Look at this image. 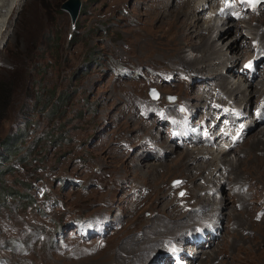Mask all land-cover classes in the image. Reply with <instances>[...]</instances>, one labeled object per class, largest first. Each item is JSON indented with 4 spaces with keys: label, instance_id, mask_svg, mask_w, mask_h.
<instances>
[{
    "label": "rangeland",
    "instance_id": "rangeland-1",
    "mask_svg": "<svg viewBox=\"0 0 264 264\" xmlns=\"http://www.w3.org/2000/svg\"><path fill=\"white\" fill-rule=\"evenodd\" d=\"M64 1L24 0L11 12L0 43V81L13 93L6 119L0 121V142L16 131L25 133L20 154L9 162L15 170L7 175V184L35 199L25 206L19 197L10 198L1 208L0 264H152L169 240L201 225L195 223L197 218L203 224L222 226L216 217L199 211L175 215L178 205L169 187L176 178L190 180L188 188L194 194L190 202L197 198L199 210H215L221 218L227 217L219 237L202 252L197 250L194 264H264V215L258 217L264 207L263 121L254 120L257 125L232 153L213 152L205 161L193 151L173 149L167 141L162 146L170 151L165 150L164 158L135 151L149 131L155 139L158 136L157 129L144 128L145 121L142 125L136 118L135 100L151 99L152 88L165 98L170 93L192 102L203 99L193 92L192 84H158L149 72L180 69L188 75L186 66L197 76L208 77L213 72L201 68L220 61L218 56H223L231 39L237 40L229 47L238 48L240 67L245 54L252 52L250 45L241 46L246 37L241 38L238 29L227 35L221 26L207 32L201 17L189 18L195 10L177 6L180 0H166L168 8L165 0H83L71 33L73 21L62 9ZM231 23L246 27L242 30L248 39L255 33L264 36V11ZM225 36L227 40L220 39ZM213 40L217 45L210 49ZM195 57L203 60L186 61ZM118 66L120 72L139 68L145 76L117 75ZM258 69L259 78L254 80L258 93L248 98L244 94L249 110L264 93V64ZM219 72L227 74L226 64ZM215 78L210 83H218ZM238 79L229 75L218 85L244 104L245 87L236 88ZM151 108L150 103L144 106L145 111ZM124 142L132 152L123 150ZM223 163L231 166L228 176L218 171ZM216 176L228 179L220 186ZM209 179H215L218 191L211 196ZM142 186L149 194L133 200L131 190ZM220 201L222 205H217ZM95 217L113 222L99 239H86L71 223ZM14 239L18 246L11 243Z\"/></svg>",
    "mask_w": 264,
    "mask_h": 264
},
{
    "label": "bare ground",
    "instance_id": "bare-ground-1",
    "mask_svg": "<svg viewBox=\"0 0 264 264\" xmlns=\"http://www.w3.org/2000/svg\"><path fill=\"white\" fill-rule=\"evenodd\" d=\"M24 0H0V43L2 42V40L6 37V32H7V29H8V27H6V25L8 24V22H9V17H10V15H11V12L13 11V10H15L16 8H18V7H20V5L22 4V2H23ZM207 3H210L208 0H184L180 5H177V6H180V7H183V8H180V9H186V10H189L188 8H190L191 7V10H189V11H192V10H195V13H193L192 15H189V18H191L192 19V16L193 15H198L199 17H201V19H202V21H200V24H205V25H207L206 26V30H207V32H209V29H213V33H214V30H216V27H219V26H221V28H222V30H224V29H226V31H228L227 32V35L231 32V31H236L237 29L239 30L238 32L240 33V37L241 38H245L246 37V39L247 40H251V39H248V35H246L245 34V32H243V30L242 29H245L244 28V26L243 25H241V24H239V23H235V24H233V23H231L232 22V20H229V19H217V20H215V22H213V20H212V18H206L205 19V17H204V15H206V13L208 12V10H207V8L205 7V5L207 4ZM165 5L167 6L168 5V3L166 2V0H165ZM167 8H168V6H167ZM175 8H177V7H175ZM166 10V9H165ZM159 11H161V9H159ZM163 12V11H162ZM190 14V13H189ZM197 20V19H196ZM204 22H206V23H204ZM223 23V24H222ZM249 29V28H248ZM201 32V31H200ZM211 32V33H212ZM257 32V31H256ZM212 33V34H213ZM210 34V33H209ZM236 34H237V32H236ZM250 34H252V33H250ZM202 35H205V33L204 32H202ZM215 36V35H214ZM261 37V34L260 33H255V38H253V39H259L260 40V38H258V37ZM213 37V36H212ZM220 39H223V40H227V37L225 36L224 38L223 37H221ZM235 41L234 39H231V40H229V41H227V43H226V48H225V52H223V56H218V58H220V61H221V63H220V61L219 60H217L216 61V63H220V65L219 66H217V69L215 68V66H216V63H215V61L214 62H212V63H210L209 65H207V66H205V67H202L201 69H205V68H207V71H209V72H213V74H210V76H208V77H205V78H203V80L206 82V84H207V86H208V88L210 89V87H211V81H214V79H211V78H214V77H216L215 78V80H218V79H220L219 80V85H220V83L221 84H223L225 81H227V77H228V75H232V76H235V75H237V76H239V79H238V82H236V88L238 87H240V86H244L245 88H244V90H242V95H243V99L242 100H244L243 101V103H244V105L243 106H245V108H246V106H247V102L245 101V99H244V94H245V98H248V95L249 96H251L250 94L252 93V95H253V93L254 92H256V93H258V91H259V89H257V87L255 88L254 87V80L255 79H258L259 77H257V75L258 74H260L259 73V69H258V67H259V65L260 66H263V64L264 63H262V62H260L261 60H262V58H264V44H260V46H259V49L257 50V53H258V55H257V61H258V63H257V65L255 66V68H254V71H250V72H248V73H244V74H241V73H239V68L241 67H237L238 66V61H239V59H240V56H238V48H236V49H231L230 47H229V45L233 42V41ZM238 40H239V37H238ZM245 41L244 42V45H241L243 48H245V49H247V47L250 45L249 43H248V41ZM237 41V40H236ZM219 42V41H218ZM262 41L260 40V43H261ZM210 43H211V41H210ZM210 43H208V44H210ZM217 42L215 41V40H213L212 41V46H210L211 48L210 49H213L214 47H216V44ZM246 43V44H245ZM223 44V43H222ZM223 46V45H222ZM219 47V46H218ZM197 47H195V49H196ZM207 51V50H206ZM250 51H252L251 53H247V54H253V53H255L256 52V49L255 48H253V46H251V50ZM237 52V53H236ZM209 53V52H208ZM207 53V55L205 56V58L206 57H208L209 56V54ZM204 54V53H203ZM241 55H242V53H241ZM246 55V54H245ZM203 56V55H202ZM193 59L194 60H197V61H201V60H203V57L202 58H199V57H195V58H191V59H186V61L187 62H191V61H193ZM225 59H227V62L229 61V62H231V66L229 67V65H228V63H226V60ZM223 62V63H222ZM237 63V65H236V70L237 71H235L234 70V66H235V64ZM226 64V67H227V74H223V73H221V72H219V69L221 68V66L223 65H225ZM234 70V71H233ZM205 71V70H204ZM206 72V71H205ZM233 72V73H232ZM219 73H220V78H219ZM190 74V73H189ZM188 74V75H189ZM209 74V73H208ZM259 81H260V79H259ZM261 82V81H260ZM242 88V87H241ZM264 88V86L261 88V90ZM231 91V90H230ZM226 94V93H225ZM262 96H264V93H263V95ZM201 98V97H200ZM234 100V102H235V100L236 99H233ZM204 102V101H203ZM203 102H201V101H196V103H195V106L199 109V112H202L203 111ZM148 105V104H147ZM206 106V105H205ZM246 110H248V107L246 108ZM254 110H252V111H250V112H247L246 111V113L248 114V117H246V118H244V120H248L249 118L252 120V121H246L245 122V130L246 129H253L254 127H255V125H257V124H254V123H252V122H254L253 121V118L251 117V116H254ZM201 115H204L203 114V112H202V114ZM259 117V116H258ZM257 120H259V122L260 121H263L264 122V109H263V113H262V116L261 117H259V118H256V121ZM187 122H188V124L190 125V128L192 129V131H194V133L195 134H193L192 135V138L196 141V143H197V141H200V139H197L196 137H197V133H196V130L197 129H199L200 128V124L198 123V121H195V122H191V120H187ZM260 123H262V122H260ZM144 124L146 125L147 124V121H145L144 122ZM143 123H142V125H144ZM259 124V123H258ZM143 127V126H142ZM145 128V127H144ZM182 129H184L185 130V128L184 127H182ZM141 131H142V129H141ZM262 132H264V130L262 131ZM130 133V132H129ZM146 135V134H145ZM146 137V136H145ZM206 137L207 138H210L208 135H206ZM213 138H216V136H213ZM133 141H135V140H133ZM191 143V142H190ZM158 144H160V143H158ZM170 146H172V148L174 149V146L173 145H171V144H169ZM163 148L165 149V150H168V151H170V149H167L165 146H163ZM146 150L147 149H145V152H146ZM176 150V149H175ZM187 150V152H190V151H193V153H195V152H197L198 154H199V152H201L202 151V153L201 154H208L209 152H205V151H203V150H201V149H192V150H190V149H186ZM231 153L233 152V150H231L230 151ZM171 154H173V153H171ZM226 153L225 152H223V154L222 155H225ZM228 154H230V153H228ZM167 155V154H166ZM125 156V155H124ZM155 157H157L158 159L159 158H162V157H160L158 154H157V152H155V155H154ZM188 156V155H187ZM224 158V157H223ZM226 161V160H225ZM201 166H202V164H200ZM151 167L150 165H147V167ZM228 166H230V165H228ZM148 167V168H149ZM231 167V166H230ZM226 170H227V167L225 168ZM219 170H221L222 171V168H220ZM218 170V171H219ZM217 177V176H216ZM218 178V177H217ZM225 177H223V178H221V176H220V180H222V179H224ZM220 185H222V184H220ZM158 188V187H157ZM221 197V196H220ZM216 201V200H215ZM222 201H220V202H216V204L217 205H222V203H221ZM210 206H212V205H210ZM216 207V206H215ZM221 208V207H220ZM175 210H177V209H175ZM199 212H202L201 213V215H203V216H205V217H208V216H214V217H216L219 221H221V223H222V226H224V225H226V218L227 217H225V218H221L219 215H218V213L215 211V210H207L206 208H202L201 210H198ZM225 213H227V211H225V212H222V214H225ZM181 214V212H178V210L175 212V215H180ZM224 216V215H223ZM198 216L196 215V216H193L192 218H190L191 220H194V219H196ZM202 217V216H201ZM209 218V217H208ZM211 219V218H210ZM195 221V223H197V224H201L200 226H197L194 230L195 231H193V232H186L184 235H182L179 239H181V238H184V237H187L188 235H192V236H198V230L199 229H204V228H210L211 229V231L206 235V237H205V239L204 240H202L200 243L199 242H197V243H195V244H193V246H195L194 247V252H195V254H197V250L199 251V252H202V250H201V248L202 247H204V246H206V245H209V244H211V242H213L214 240H216L218 237H219V234L221 233V230L220 229H222V226H219L218 224V226L219 227H214V226H210V224H206L205 222L206 221H204V224H206V226L203 224V219H200V222H199V218H197L196 220H194ZM192 224V222H190V225ZM203 225V226H202ZM168 229V228H167ZM170 229V228H169ZM167 232V231H166ZM174 232V231H173ZM168 233V232H167ZM169 234V233H168ZM178 235V234H177ZM176 236V235H175ZM151 238V237H150ZM213 240H212V239ZM153 239V238H152ZM210 239V240H209ZM212 240V241H211ZM188 243H192V241L191 240H189L188 241ZM197 261V258L195 257V259L194 260H192V264H194V261ZM168 263V259H166L165 261H164V263L163 264H167Z\"/></svg>",
    "mask_w": 264,
    "mask_h": 264
},
{
    "label": "trees",
    "instance_id": "trees-1",
    "mask_svg": "<svg viewBox=\"0 0 264 264\" xmlns=\"http://www.w3.org/2000/svg\"><path fill=\"white\" fill-rule=\"evenodd\" d=\"M76 38H73L75 42ZM12 91L7 83L0 81V121L6 119V110L10 105V99L12 97ZM8 104L6 105V102ZM60 102V100H59ZM58 104H55L57 109ZM25 139V133L23 130L16 131L7 135L1 142L0 150V210L3 206H6L8 199L19 197L23 204L26 206L28 204H33L35 199H32L31 195L22 193L15 189L14 187L7 184V175L12 174L15 168L9 164L15 155H19L22 147L21 142ZM25 159L26 156L20 157ZM11 243L18 246L19 241L16 239L12 240ZM1 261V260H0Z\"/></svg>",
    "mask_w": 264,
    "mask_h": 264
},
{
    "label": "water",
    "instance_id": "water-1",
    "mask_svg": "<svg viewBox=\"0 0 264 264\" xmlns=\"http://www.w3.org/2000/svg\"><path fill=\"white\" fill-rule=\"evenodd\" d=\"M262 1L264 0H255L254 4L257 5ZM82 8H83V0H66L62 4V9L70 14L73 21L70 30L71 33L75 30L77 26V20L82 12Z\"/></svg>",
    "mask_w": 264,
    "mask_h": 264
},
{
    "label": "snow or ice",
    "instance_id": "snow-or-ice-1",
    "mask_svg": "<svg viewBox=\"0 0 264 264\" xmlns=\"http://www.w3.org/2000/svg\"><path fill=\"white\" fill-rule=\"evenodd\" d=\"M249 2H252V3H254V2H255V0H249ZM247 67H251V64H249ZM177 183H179V182H177Z\"/></svg>",
    "mask_w": 264,
    "mask_h": 264
}]
</instances>
